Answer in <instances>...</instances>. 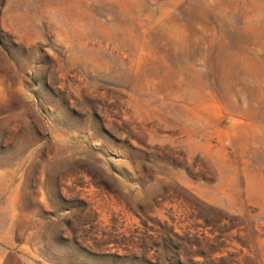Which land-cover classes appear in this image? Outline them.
Listing matches in <instances>:
<instances>
[{
	"label": "rangeland",
	"instance_id": "obj_1",
	"mask_svg": "<svg viewBox=\"0 0 264 264\" xmlns=\"http://www.w3.org/2000/svg\"><path fill=\"white\" fill-rule=\"evenodd\" d=\"M0 264H264V0H0Z\"/></svg>",
	"mask_w": 264,
	"mask_h": 264
}]
</instances>
